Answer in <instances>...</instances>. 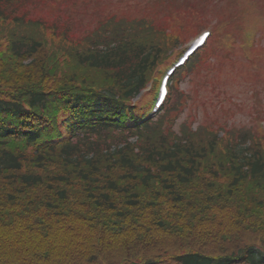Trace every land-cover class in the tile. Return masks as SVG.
<instances>
[{"label": "trees", "instance_id": "1", "mask_svg": "<svg viewBox=\"0 0 264 264\" xmlns=\"http://www.w3.org/2000/svg\"><path fill=\"white\" fill-rule=\"evenodd\" d=\"M72 1L0 0V264H264V133L176 130V88L134 123L187 15L88 33Z\"/></svg>", "mask_w": 264, "mask_h": 264}, {"label": "rangeland", "instance_id": "2", "mask_svg": "<svg viewBox=\"0 0 264 264\" xmlns=\"http://www.w3.org/2000/svg\"><path fill=\"white\" fill-rule=\"evenodd\" d=\"M37 1L30 6V17L31 13L33 17L40 16L51 7L50 0ZM57 7L67 13L76 11L81 26L90 27L88 33L98 28L101 20L109 15L114 23L105 22L98 31L120 27L129 21L143 22L141 19L159 25L175 11L180 12L187 17L171 25L173 34H178L180 27L185 26L181 29L184 36L181 45H186L200 31L212 30L204 29L208 24L221 29V24L234 20L226 31L228 39L224 35L215 46V51L223 48L227 55L224 48L230 50L228 41H231L230 55L220 60L221 54L216 52L219 58L211 59V64L200 71H193L181 85L187 99L183 100L182 107L178 106L176 128L185 123L199 126L217 121L250 128L257 119L264 120V0H73ZM190 9L199 13H191ZM160 25L163 27L165 23ZM243 32H246L244 37ZM244 38L246 44L255 42V47L245 48ZM242 40L243 47H240ZM145 98L146 92L136 102H143ZM259 125L263 126L264 121Z\"/></svg>", "mask_w": 264, "mask_h": 264}]
</instances>
